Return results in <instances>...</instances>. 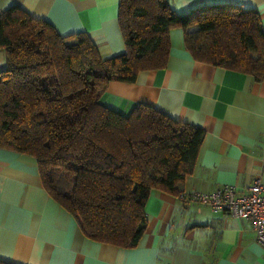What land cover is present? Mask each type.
<instances>
[{
	"label": "trees",
	"instance_id": "trees-1",
	"mask_svg": "<svg viewBox=\"0 0 264 264\" xmlns=\"http://www.w3.org/2000/svg\"><path fill=\"white\" fill-rule=\"evenodd\" d=\"M117 22L125 51L104 57L85 32L61 35L16 5L0 12V147L35 158L43 186L85 236L131 247L147 227L151 190L181 192L204 131L146 104L112 110L102 92L165 67L176 26L195 60L260 80L264 28L252 8L211 3L180 13L169 0H119Z\"/></svg>",
	"mask_w": 264,
	"mask_h": 264
},
{
	"label": "crops",
	"instance_id": "crops-1",
	"mask_svg": "<svg viewBox=\"0 0 264 264\" xmlns=\"http://www.w3.org/2000/svg\"><path fill=\"white\" fill-rule=\"evenodd\" d=\"M176 12L200 4L254 9L264 28V0H169ZM46 20L61 35L85 32L104 57L125 51L119 0H0ZM166 66L141 70L133 82L110 81L99 102L128 114L146 104L199 127L204 137L184 193L224 184L264 182V76L195 60L180 27L170 30ZM5 51L0 48V70ZM180 193V192H179ZM152 189L139 242L119 247L92 240L42 184L34 157L0 147V260L12 264H264L249 220Z\"/></svg>",
	"mask_w": 264,
	"mask_h": 264
},
{
	"label": "built area",
	"instance_id": "built-area-1",
	"mask_svg": "<svg viewBox=\"0 0 264 264\" xmlns=\"http://www.w3.org/2000/svg\"><path fill=\"white\" fill-rule=\"evenodd\" d=\"M179 197L206 205L212 211H225L235 217L249 220L257 243L264 246V182L260 178H253L245 189L224 184L211 191L180 192Z\"/></svg>",
	"mask_w": 264,
	"mask_h": 264
}]
</instances>
